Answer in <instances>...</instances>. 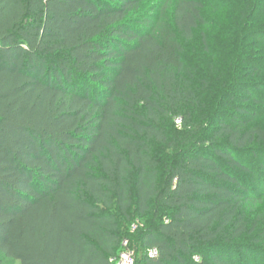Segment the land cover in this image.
<instances>
[{"label":"trees","instance_id":"16d2710c","mask_svg":"<svg viewBox=\"0 0 264 264\" xmlns=\"http://www.w3.org/2000/svg\"><path fill=\"white\" fill-rule=\"evenodd\" d=\"M151 1L0 0V264H264V0Z\"/></svg>","mask_w":264,"mask_h":264},{"label":"rangeland","instance_id":"374dc122","mask_svg":"<svg viewBox=\"0 0 264 264\" xmlns=\"http://www.w3.org/2000/svg\"><path fill=\"white\" fill-rule=\"evenodd\" d=\"M214 1V0H212ZM221 4L219 6L213 5L211 8H206L204 18L206 20L208 28L204 27V31H210L208 36H210V43H215L217 39H219V32L223 29H228L229 26L233 24L236 15L235 4L237 0H219ZM155 4V1L152 0L151 3L148 4L147 7H152ZM213 40V41H212ZM186 49V60L188 63L199 62L200 59H206L204 53L202 52L201 46V34L200 29L195 33L194 39L185 44ZM202 57V58H201ZM202 60V61H203ZM194 63V64H193ZM11 264H20L18 261H14Z\"/></svg>","mask_w":264,"mask_h":264},{"label":"built area","instance_id":"2783aa9c","mask_svg":"<svg viewBox=\"0 0 264 264\" xmlns=\"http://www.w3.org/2000/svg\"><path fill=\"white\" fill-rule=\"evenodd\" d=\"M176 123L179 124L180 120L176 119ZM135 226H133L132 229H134ZM123 245L125 247V250L122 251L118 257L112 258L111 261L114 264H134V257H135V252L134 249L128 247V241L125 240L123 242ZM154 253V251H153Z\"/></svg>","mask_w":264,"mask_h":264}]
</instances>
